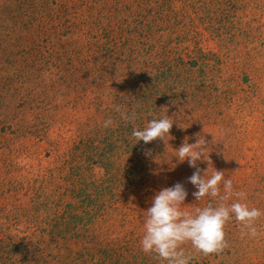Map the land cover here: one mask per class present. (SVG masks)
<instances>
[{
  "label": "trees",
  "instance_id": "16d2710c",
  "mask_svg": "<svg viewBox=\"0 0 264 264\" xmlns=\"http://www.w3.org/2000/svg\"><path fill=\"white\" fill-rule=\"evenodd\" d=\"M105 5L90 0L72 16L67 10L38 12L35 6H21L18 13L0 10V63L6 64L1 57L8 49L25 67L52 61L60 70L47 72L43 83L40 74L36 83L37 76L30 80L28 72L20 73L24 95L0 102V264L159 262L136 246L138 219L152 201L147 208L140 204L148 199L140 200L137 188L149 180L144 177L149 167L168 170L175 157L170 160L167 135L135 144L131 131L166 115L173 121L169 133L175 128L180 133L184 116L179 113L198 99L197 88L183 92L198 84V78L191 86L185 82L198 68V58L171 57L163 42L155 41L153 19L137 22L118 13L120 6L109 11ZM63 40L70 50H61ZM135 70L139 73L130 79ZM46 87L53 95L43 93ZM62 108L85 113L69 144L49 136L52 118ZM121 113L134 117L123 119ZM107 119L112 123L105 128ZM26 138L29 146L19 144ZM42 153L51 164L21 179L17 159ZM171 177L166 175L174 181Z\"/></svg>",
  "mask_w": 264,
  "mask_h": 264
},
{
  "label": "rangeland",
  "instance_id": "374dc122",
  "mask_svg": "<svg viewBox=\"0 0 264 264\" xmlns=\"http://www.w3.org/2000/svg\"><path fill=\"white\" fill-rule=\"evenodd\" d=\"M89 1L0 0V10L5 14L18 13L21 6H30L33 9L35 6L38 12L67 10L68 15L72 16L73 11L79 10L83 3L85 8ZM95 1L101 5L106 3L105 7H108L109 11L112 5H118V13L122 12V16L128 15L129 19L133 17L137 22H149L153 19L151 24L155 31V41L160 39L163 43L159 44L162 43L161 45L171 51V57L181 55L183 62L188 58H198L197 71L185 81L186 86H191L192 79L198 78V84L183 91L192 92L197 88L198 99L196 104L187 106L184 113H179L184 116L180 120L183 123L180 133H177L179 128H175L166 136L167 140L171 141L167 147L170 160L182 142L187 140L191 144L195 143L196 139L199 141L203 138L207 146L204 160L196 162L201 174L208 169L204 173L207 178L217 170L224 173V178L232 180L233 195L223 203L227 205L239 200L249 208L254 207L261 212L254 222L255 236L248 235L247 229L234 219L227 221L224 225L225 246L217 253L203 255L192 249L189 243L181 245L185 254L191 257L189 263L264 264V0ZM65 41H59L62 51L71 49ZM118 41L116 39V42ZM156 49L159 51L158 47ZM17 57L10 56L8 49L1 57L6 64L0 63V102L5 98L8 101L14 94L15 97L24 95L25 78L20 79V73L25 75L28 72L29 76L26 77L30 80L37 76L36 81L34 80L36 83L40 74L43 83L49 78L47 72L60 71L52 61L43 64L36 62L28 68L17 61ZM52 57L57 60L56 54L53 53ZM138 73V70H135L130 79ZM215 88L217 92H214ZM42 90L45 94L47 90L51 95L54 92L51 87ZM224 91L226 94H223ZM225 96L230 98V103L220 101L216 106L214 102ZM219 112L221 115H218ZM83 115L85 113L81 109L59 110L52 118L56 121L49 129L51 139H63L64 143L69 144L77 123L84 119ZM176 135L179 136L177 139ZM29 142L26 138L20 140L19 144L29 146ZM175 142L177 144H174ZM1 143L3 136H0V146ZM2 151L1 148L0 154ZM17 161L21 179L36 176L52 162L51 158H44L43 153L24 154ZM148 171L149 175L144 177L149 180L137 188L140 200L148 199L146 202H140L145 208L152 198L150 193L145 195L146 190L155 194L162 188L171 187L176 183L183 184L187 192L182 210L194 212L196 208L209 204L215 207L221 203L217 198L207 196L199 201L195 200L192 193L196 189L187 182V178L195 169L189 167L186 160L177 163L175 158L172 163L170 161L168 170L155 171L149 167ZM168 174L173 176L171 179L174 181L166 178ZM160 179L161 184L155 185L156 180ZM236 193H244V197L239 198ZM220 194L223 195L222 184ZM144 219L145 213L142 219H138L139 230L135 234L139 238L136 246L140 250L139 241L143 235ZM13 228H10L12 234L15 233ZM19 229L23 227L20 226ZM126 231L118 235L116 232L110 238L122 237Z\"/></svg>",
  "mask_w": 264,
  "mask_h": 264
},
{
  "label": "clouds",
  "instance_id": "9594fccd",
  "mask_svg": "<svg viewBox=\"0 0 264 264\" xmlns=\"http://www.w3.org/2000/svg\"><path fill=\"white\" fill-rule=\"evenodd\" d=\"M123 119H132L127 113H121ZM111 119L103 121V127L111 125ZM173 121L168 116L153 118L147 121L143 128H133L131 136L135 144L142 141L144 144L159 138L161 140L172 128ZM207 149L205 140L188 143L187 140L175 149L177 163L187 161L189 167L194 168L191 176L187 178L196 189L192 195L196 201L203 197H215L221 203L213 207L210 204L203 208H196L194 212L182 210L187 192L181 183L171 187L162 188L156 192L151 206L144 211L143 235L139 241L141 250L146 254H153L160 264H189L190 256L185 254L181 245L189 243L196 252L203 255L217 253L225 246L224 225L234 219L247 229L250 236L256 235L254 222L261 215L257 208H249L239 200L225 204L232 195V180L224 178V173L214 170L205 178L204 170L196 166L198 160H204ZM209 159V157H208ZM221 184L223 195H221ZM239 198L244 193L235 194Z\"/></svg>",
  "mask_w": 264,
  "mask_h": 264
}]
</instances>
